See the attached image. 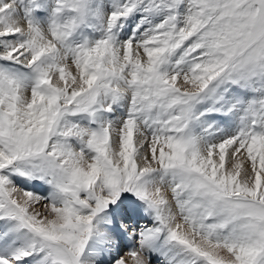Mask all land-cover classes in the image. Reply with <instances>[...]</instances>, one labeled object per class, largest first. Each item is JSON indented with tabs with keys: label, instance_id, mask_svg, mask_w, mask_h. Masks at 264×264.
I'll return each instance as SVG.
<instances>
[{
	"label": "snow or ice",
	"instance_id": "obj_1",
	"mask_svg": "<svg viewBox=\"0 0 264 264\" xmlns=\"http://www.w3.org/2000/svg\"><path fill=\"white\" fill-rule=\"evenodd\" d=\"M0 264H264V0H0Z\"/></svg>",
	"mask_w": 264,
	"mask_h": 264
}]
</instances>
